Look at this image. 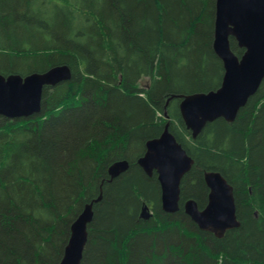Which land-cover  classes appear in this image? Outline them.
Returning <instances> with one entry per match:
<instances>
[{"label": "trees", "instance_id": "1", "mask_svg": "<svg viewBox=\"0 0 264 264\" xmlns=\"http://www.w3.org/2000/svg\"><path fill=\"white\" fill-rule=\"evenodd\" d=\"M214 14L215 0H0V74L71 70L43 88L38 113L0 116V264H59L99 194L81 264H264V78L233 122L195 138L178 108V95L221 83ZM165 124L193 159L173 213L137 163ZM119 160L129 166L110 180ZM208 170L233 190L238 226L222 237L183 211L187 199L206 204Z\"/></svg>", "mask_w": 264, "mask_h": 264}, {"label": "water", "instance_id": "2", "mask_svg": "<svg viewBox=\"0 0 264 264\" xmlns=\"http://www.w3.org/2000/svg\"><path fill=\"white\" fill-rule=\"evenodd\" d=\"M230 37L237 47L243 49L240 57L231 50ZM212 49L223 66L219 87L177 96L181 118L193 138L207 123L217 118L233 122L238 110L263 80L264 0H215ZM70 77L71 70L65 64L25 76L0 74V116L27 118L38 113L43 87L55 86ZM137 163L147 176H151L153 171L156 173L162 210L176 212L180 181L190 170L193 159L168 130V124L157 137L145 142L144 154ZM127 168L125 161H115L109 165L107 173L112 179ZM203 180L208 188L206 204L199 208L194 199H187L183 203V211L200 230L222 237L225 231L238 226L232 186L218 171H204ZM92 215V205L86 204L73 220L59 264H81ZM151 215L145 205L142 217L148 219Z\"/></svg>", "mask_w": 264, "mask_h": 264}, {"label": "bare ground", "instance_id": "3", "mask_svg": "<svg viewBox=\"0 0 264 264\" xmlns=\"http://www.w3.org/2000/svg\"><path fill=\"white\" fill-rule=\"evenodd\" d=\"M254 94V93H253ZM252 94V95H253ZM179 108V107H178ZM139 158H141V157H139ZM139 158H138V160H139ZM138 160H137V162H138ZM119 161H125L127 164H128V162L126 161V160H119ZM128 166H129V164H128ZM214 171V170H213ZM220 173V172H219ZM117 177V176H116ZM115 178V177H114ZM109 179H110V176H109ZM113 179V178H112ZM225 179V178H224ZM111 180V179H110ZM226 180V179H225ZM160 196H161V193H160ZM101 198V194H99V196L97 197V198H95V199H93L91 202H89V203H86V204H91L92 205V212H93V204L94 203H96V202H98L99 201V199ZM161 202V201H160ZM85 204V205H86ZM85 205H84V207H85ZM147 206V207H149L147 204H144L142 207H141V210H140V217L141 218H143L142 217V210H143V207L144 206ZM81 213V212H80ZM92 217H93V215H92ZM76 219V218H75ZM144 219V218H143ZM91 222V221H90ZM87 234H88V232H87ZM83 255V254H82Z\"/></svg>", "mask_w": 264, "mask_h": 264}, {"label": "rangeland", "instance_id": "4", "mask_svg": "<svg viewBox=\"0 0 264 264\" xmlns=\"http://www.w3.org/2000/svg\"><path fill=\"white\" fill-rule=\"evenodd\" d=\"M145 83V79L141 81V84H144Z\"/></svg>", "mask_w": 264, "mask_h": 264}]
</instances>
